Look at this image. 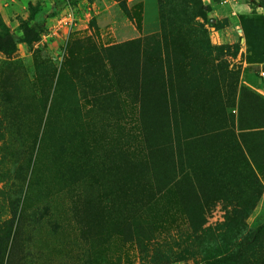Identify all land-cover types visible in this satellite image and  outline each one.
<instances>
[{
    "label": "rangeland",
    "instance_id": "obj_1",
    "mask_svg": "<svg viewBox=\"0 0 264 264\" xmlns=\"http://www.w3.org/2000/svg\"><path fill=\"white\" fill-rule=\"evenodd\" d=\"M160 1L0 0V264H264V0Z\"/></svg>",
    "mask_w": 264,
    "mask_h": 264
},
{
    "label": "trees",
    "instance_id": "obj_2",
    "mask_svg": "<svg viewBox=\"0 0 264 264\" xmlns=\"http://www.w3.org/2000/svg\"><path fill=\"white\" fill-rule=\"evenodd\" d=\"M34 14H36L34 10ZM33 16V15H32ZM159 19L160 24L163 22V15L161 9V1L159 0ZM161 30V25H160ZM22 31V38L21 43H25L27 45H33L41 40V32L36 30L32 24L31 19L26 21L21 26ZM19 42L15 40L13 34L11 33L10 29L6 26L3 27V30L0 32V52L6 55H12L17 51V46ZM231 251H226L223 254H219L216 256H204V262L206 264H222L229 259V255H231Z\"/></svg>",
    "mask_w": 264,
    "mask_h": 264
},
{
    "label": "built area",
    "instance_id": "obj_3",
    "mask_svg": "<svg viewBox=\"0 0 264 264\" xmlns=\"http://www.w3.org/2000/svg\"><path fill=\"white\" fill-rule=\"evenodd\" d=\"M70 18H71V17H69V20L71 21ZM260 76L264 79V70H262V71L260 72Z\"/></svg>",
    "mask_w": 264,
    "mask_h": 264
},
{
    "label": "crops",
    "instance_id": "obj_4",
    "mask_svg": "<svg viewBox=\"0 0 264 264\" xmlns=\"http://www.w3.org/2000/svg\"><path fill=\"white\" fill-rule=\"evenodd\" d=\"M145 3H146V0H143V10H144Z\"/></svg>",
    "mask_w": 264,
    "mask_h": 264
}]
</instances>
